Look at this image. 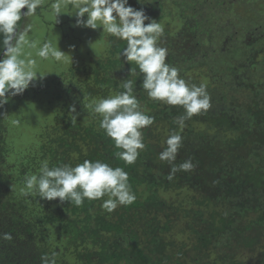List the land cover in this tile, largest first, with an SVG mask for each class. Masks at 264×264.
I'll return each instance as SVG.
<instances>
[{
	"label": "trees",
	"instance_id": "trees-1",
	"mask_svg": "<svg viewBox=\"0 0 264 264\" xmlns=\"http://www.w3.org/2000/svg\"><path fill=\"white\" fill-rule=\"evenodd\" d=\"M170 2L180 25L165 28L159 46L181 78L206 83L211 96V108L181 132L176 163L191 159L194 170L167 179L169 165L158 157L183 109L148 98L139 68L117 56L126 41L108 34L109 55L70 67L75 79L66 94L88 106L133 79L142 108L155 117L143 130L146 147L126 165L87 107L83 119L69 116L24 135L19 150L0 108V234L12 235L0 238V264H41L50 250L59 253L57 264H264V0ZM45 159L50 167L84 160L121 167L136 200L108 213L100 200L76 207L22 195L26 175L38 174Z\"/></svg>",
	"mask_w": 264,
	"mask_h": 264
},
{
	"label": "clouds",
	"instance_id": "clouds-1",
	"mask_svg": "<svg viewBox=\"0 0 264 264\" xmlns=\"http://www.w3.org/2000/svg\"><path fill=\"white\" fill-rule=\"evenodd\" d=\"M44 2L0 0V108L11 98L22 95L30 86L35 87L45 76L38 71L37 60L28 49H36V56L41 60H69L70 56L59 49L57 42L46 40L38 47L39 42L30 36L33 25L20 24L22 20L36 16L37 9H42ZM69 4L71 14L68 12ZM50 7L55 23L59 22L61 14H74V26L92 30L102 28L110 36L126 41L119 56L139 68L141 86L148 98L166 105L180 106L184 112L174 118L173 122L179 130L167 136L164 142L166 147L159 153V160L169 165L167 179H174L177 172L193 171L195 165L191 159L176 163L183 145L181 132L187 120L211 108V96L206 83L197 85L187 82L181 78L177 67L166 62L168 49L159 46L164 26L148 17L143 9L130 6L128 0H53ZM145 21L148 23L145 24ZM129 73L137 75L134 68ZM122 88L124 91L100 98L87 107L101 117L99 127L119 149L115 157L126 165H132L146 147L143 130L153 125L155 117L146 114L142 108L134 94L133 79L125 80ZM75 111L74 106L70 107V112ZM72 118L76 120L75 116ZM12 124L19 126L20 120L14 119ZM24 185L21 194L26 197H40L49 201L58 198L60 203L68 201L76 207L82 206L85 199L100 200L101 208L108 213L120 206L131 205L136 200L128 173L121 167H112L100 160H84L75 166L60 163L50 167L45 159L40 162L38 174L26 175ZM0 238L11 240L12 235L3 233ZM58 256V252L50 250L42 254L41 264H57Z\"/></svg>",
	"mask_w": 264,
	"mask_h": 264
},
{
	"label": "rangeland",
	"instance_id": "rangeland-1",
	"mask_svg": "<svg viewBox=\"0 0 264 264\" xmlns=\"http://www.w3.org/2000/svg\"><path fill=\"white\" fill-rule=\"evenodd\" d=\"M52 2L53 0H45L43 8L37 9V15L23 20L22 25L26 23L33 25L30 36L39 42L38 47L46 40H51L53 43L57 42L59 49L70 57L67 62L41 60L36 56V49L27 50L36 58L38 71L45 76L42 81L37 82L35 87L30 86L22 95L11 98L5 105V121L8 126L9 138L14 140L19 150L25 149L24 135H38L47 123L62 121L69 116H75L76 119H83L87 116L86 103L79 96L70 97L66 94V88L71 84L69 78L75 79V76L68 75V69L72 66H85L86 63H91L93 57L109 55L108 34L102 28L92 30L76 27L74 26V14L71 16L61 14L58 17L59 22L55 23L51 16L50 5ZM128 4L135 9H143L145 14L153 15V19L161 23L164 29H174L173 27L180 25L178 15L170 0H152V2L151 0H139V2L138 0H128ZM152 5L154 6L151 7ZM71 11L69 4V14ZM160 15L161 18L158 17ZM147 23L148 21H145V24ZM72 45L75 47H70ZM77 75L81 77L82 73H77ZM72 106L75 107V112H70ZM14 119L20 120L19 126L12 124ZM9 161H12V157ZM48 226L45 228V233L54 242L56 237L51 230L53 226Z\"/></svg>",
	"mask_w": 264,
	"mask_h": 264
},
{
	"label": "water",
	"instance_id": "water-1",
	"mask_svg": "<svg viewBox=\"0 0 264 264\" xmlns=\"http://www.w3.org/2000/svg\"><path fill=\"white\" fill-rule=\"evenodd\" d=\"M26 9H22L21 11H25Z\"/></svg>",
	"mask_w": 264,
	"mask_h": 264
}]
</instances>
